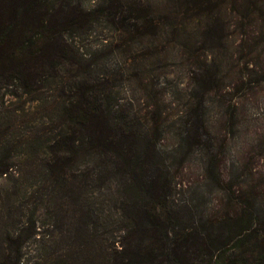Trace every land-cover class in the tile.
<instances>
[{"label":"rangeland","instance_id":"obj_1","mask_svg":"<svg viewBox=\"0 0 264 264\" xmlns=\"http://www.w3.org/2000/svg\"><path fill=\"white\" fill-rule=\"evenodd\" d=\"M139 1L141 6L135 0H66L68 9L61 16L83 19L65 30L62 38L84 67L90 64L94 75L119 78L117 99L130 113L161 111L159 142L172 173L166 207L181 217L172 221V231L180 224L195 225L199 217L217 221L228 217L235 209L234 197L254 198L261 213L264 0L228 4L214 0L208 6L194 0ZM119 5L138 8L137 30L132 31L131 15L113 21ZM211 25L218 29L215 39L207 35ZM203 74L215 76L216 81L200 86ZM11 89L0 88V120L13 118L7 110H14L20 131L38 126L22 112L34 110V102L11 95ZM203 91L208 92L202 95ZM51 101L45 99L47 104ZM193 110L206 124L200 143L183 141L187 114ZM24 147L25 154L13 160L12 174L0 177V235L5 229L17 232L34 222L35 228L26 233L23 264H54L57 259L69 264H108L105 239L115 240L121 232L114 184L109 183L108 190L95 174L91 184L72 195L71 203L64 202V190L47 181L40 164L43 155ZM207 167L213 169L211 178ZM66 207L73 212L64 215L60 208Z\"/></svg>","mask_w":264,"mask_h":264},{"label":"trees","instance_id":"obj_2","mask_svg":"<svg viewBox=\"0 0 264 264\" xmlns=\"http://www.w3.org/2000/svg\"><path fill=\"white\" fill-rule=\"evenodd\" d=\"M194 2L208 6L214 0ZM135 4L141 6V1ZM67 5L66 0H0V88L11 87V95L34 102V110L22 112L38 123L22 132L17 114L7 110L13 118L5 123L0 120V177L12 174L13 160L25 154V144L43 155L40 164L47 181L64 190V202L71 203L72 195L91 184L95 174L108 190L113 183L121 232L115 240L105 239L108 264H264V209L258 212L254 198L234 197L235 209L228 217L218 221L199 217L195 225L180 224L172 231V221L181 217L166 207L172 173L159 142L162 113L157 108L138 116L130 113L117 99L119 78L94 75L89 63L84 67L76 59L62 33L83 17L73 21L62 17ZM118 8L113 21L131 15L132 31L137 30L135 20L140 18L134 13L138 8ZM217 31L211 25L207 35L215 39ZM202 78L200 86L216 81L215 76L203 74ZM48 97L52 98L49 104L45 103ZM186 121L183 141L200 143L202 130L206 131L204 120L193 110ZM206 170L207 177H213V169ZM131 196L134 200L129 201ZM60 209L64 215L73 212L72 207ZM34 228L33 222L17 232L3 230L0 264H23L26 233ZM54 264L69 262L57 259Z\"/></svg>","mask_w":264,"mask_h":264}]
</instances>
